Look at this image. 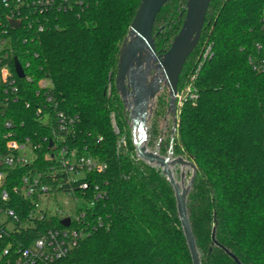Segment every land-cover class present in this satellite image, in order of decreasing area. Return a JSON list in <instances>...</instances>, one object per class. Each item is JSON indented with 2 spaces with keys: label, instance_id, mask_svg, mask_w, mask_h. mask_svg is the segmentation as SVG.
<instances>
[{
  "label": "trees",
  "instance_id": "trees-1",
  "mask_svg": "<svg viewBox=\"0 0 264 264\" xmlns=\"http://www.w3.org/2000/svg\"><path fill=\"white\" fill-rule=\"evenodd\" d=\"M175 1L164 5L155 22L158 53L169 50L186 16L187 0ZM140 2L55 0L41 18L43 31H12V47L0 56V66L12 70L18 86L17 101L5 105L7 85L0 78V140L11 130L20 142L40 145L29 166L15 169L14 179L43 174L57 190L59 183L68 187L61 165L49 158L56 120L47 93L57 110L77 117L66 143L107 164L104 173L91 176L104 197L87 209L89 234L56 264H193L174 189L160 168L138 159L116 88L121 48ZM263 10L264 0H212L180 77L178 89L211 48L196 80L199 98L180 109L174 136V155L196 166L187 204L202 264H237L227 251L242 264H264V74L249 63L256 45L264 43ZM42 81L49 86L43 88ZM40 107L50 116L48 124L40 120ZM121 138L126 143L119 147ZM168 147L169 142L161 149ZM52 170H60L57 180ZM86 199H96L93 189ZM17 204L27 217L31 204ZM63 227L60 216H47L24 230L19 243L28 246L41 232Z\"/></svg>",
  "mask_w": 264,
  "mask_h": 264
},
{
  "label": "built area",
  "instance_id": "built-area-1",
  "mask_svg": "<svg viewBox=\"0 0 264 264\" xmlns=\"http://www.w3.org/2000/svg\"><path fill=\"white\" fill-rule=\"evenodd\" d=\"M54 1L0 0V56L12 47L14 41L12 31L20 30L23 27L37 28L38 31H43L44 24L41 18L52 8ZM10 19L20 21L21 26L13 28ZM262 24L264 28V10ZM24 42H27L26 38ZM210 49V47L205 49L188 82L182 89H178L177 111L180 112L186 103L195 104L197 102L199 94L196 80L203 62L209 56ZM249 63L254 72L264 74V43L256 45L255 51L249 57ZM0 78L7 85L4 104H8L10 100L17 101V80L7 65L0 66ZM41 85L43 88H47L49 82L42 81ZM46 102L49 103L53 113H55L56 120V129L50 141L49 158L61 165L60 170L67 175L68 187L62 189L64 185L59 183L57 190L54 185L45 182L43 174H26L16 181L13 176L15 169L29 166L35 158L36 148L40 145H32L29 139L20 142L14 137V132L11 130L3 135L2 141L0 140V260L3 264H56L66 258L89 234L87 209L95 207L97 200L104 197V193L98 185L93 187L91 176L104 173L107 164L90 154H80L77 147L66 143L67 138L74 136L77 117L57 110V104L52 94L47 93ZM38 113L43 114L44 109L40 107ZM111 117L115 132L119 134L115 115ZM40 120L44 124H48L50 116L43 114ZM5 126L11 129L13 127L12 121H7ZM125 143V138H121L118 146L120 147ZM60 170H52L51 177L53 180L58 179ZM92 189L96 199L88 201L86 196ZM59 192L73 198L77 204L79 201L84 202V206L81 208L77 205L76 217L69 216L59 209L56 210L55 215H51L49 210L43 207V203L49 197L51 198L53 194L56 195ZM18 199L31 204V211L25 218L18 211ZM15 206H18V209ZM62 215L65 216L62 221L70 218L69 226L51 228L41 232L28 246L19 243L20 234L31 225L35 227V223L42 221L47 216L62 217ZM4 241H7L8 245H2Z\"/></svg>",
  "mask_w": 264,
  "mask_h": 264
},
{
  "label": "water",
  "instance_id": "water-1",
  "mask_svg": "<svg viewBox=\"0 0 264 264\" xmlns=\"http://www.w3.org/2000/svg\"><path fill=\"white\" fill-rule=\"evenodd\" d=\"M168 1L170 0H141L130 25L128 36L121 48L116 88L123 99L126 110L131 113L133 141L137 156L150 165L159 166L173 187L178 214L193 264H202L187 204L194 176H192L189 188L182 189L174 175L176 166L182 168L189 166L193 170L196 166L181 156L173 159L171 156L164 158L157 152L150 151L147 147L149 138L147 120L154 100L164 88H167L170 96L168 111L174 118L175 131L177 130V94L180 77L186 62L199 43L212 0H187L183 25L169 50L160 55L156 50L153 32L157 16ZM9 21L13 28L21 26L20 21L13 19ZM152 68L157 70L158 74L153 81L149 82L148 77ZM15 70L19 78H25L24 68L17 58H15ZM172 154L174 153L170 152V155ZM184 177L185 174L182 173V181ZM70 222V218L62 221L64 226H69ZM212 240L215 245H219L215 230ZM227 253L237 264H242L234 254L229 251Z\"/></svg>",
  "mask_w": 264,
  "mask_h": 264
},
{
  "label": "rangeland",
  "instance_id": "rangeland-1",
  "mask_svg": "<svg viewBox=\"0 0 264 264\" xmlns=\"http://www.w3.org/2000/svg\"><path fill=\"white\" fill-rule=\"evenodd\" d=\"M178 4L180 3L179 0H176ZM175 1V2H176ZM181 6V5H180ZM162 24V23H160ZM161 25H159L160 27ZM169 90L164 88L154 100V103L151 107L150 114L147 120V127H148V134L149 138L147 141V147L152 152H157L160 156L167 158L171 156V158L178 157L177 155H170V152L174 153V139H175V123L174 118L171 113H169ZM159 109V111H158ZM179 114V110H178ZM129 123L132 128V119L131 113L128 111ZM151 135V136H150ZM132 138L133 131H132ZM167 142H169V147L166 151L162 150V146H166ZM173 146V148H171ZM160 168L159 166H156ZM161 169V168H160ZM162 170V169H161ZM193 169L191 167L182 168L180 166L174 167V175L176 180L181 184L182 189H188L192 175ZM182 173L185 174L184 180L182 181ZM77 205L78 207H83L84 202L79 201L77 202L67 196L63 192H59L58 194H53L52 197L43 203V207L47 208L51 215L56 214V210H63L69 216L76 217L77 215ZM65 216L62 215L61 219Z\"/></svg>",
  "mask_w": 264,
  "mask_h": 264
},
{
  "label": "flooded vegetation",
  "instance_id": "flooded-vegetation-1",
  "mask_svg": "<svg viewBox=\"0 0 264 264\" xmlns=\"http://www.w3.org/2000/svg\"><path fill=\"white\" fill-rule=\"evenodd\" d=\"M160 55H162L163 53H159ZM144 69H145V64H144ZM158 74V71L155 70L154 68H152L151 70V74L150 76L148 77L149 78V82L153 81L155 79V76Z\"/></svg>",
  "mask_w": 264,
  "mask_h": 264
}]
</instances>
